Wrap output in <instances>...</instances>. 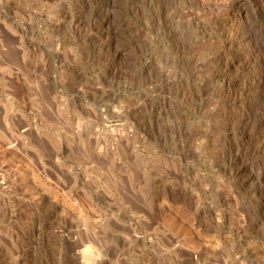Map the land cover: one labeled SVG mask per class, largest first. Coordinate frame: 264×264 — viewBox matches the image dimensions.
Listing matches in <instances>:
<instances>
[{
    "label": "rangeland",
    "instance_id": "374dc122",
    "mask_svg": "<svg viewBox=\"0 0 264 264\" xmlns=\"http://www.w3.org/2000/svg\"><path fill=\"white\" fill-rule=\"evenodd\" d=\"M0 264H264V0H0Z\"/></svg>",
    "mask_w": 264,
    "mask_h": 264
},
{
    "label": "bare ground",
    "instance_id": "6f19581e",
    "mask_svg": "<svg viewBox=\"0 0 264 264\" xmlns=\"http://www.w3.org/2000/svg\"><path fill=\"white\" fill-rule=\"evenodd\" d=\"M85 261V260H84Z\"/></svg>",
    "mask_w": 264,
    "mask_h": 264
}]
</instances>
